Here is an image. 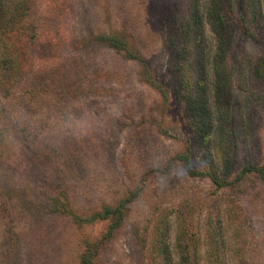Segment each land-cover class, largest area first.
Here are the masks:
<instances>
[{
  "label": "rangeland",
  "instance_id": "obj_1",
  "mask_svg": "<svg viewBox=\"0 0 264 264\" xmlns=\"http://www.w3.org/2000/svg\"><path fill=\"white\" fill-rule=\"evenodd\" d=\"M60 3L38 0L39 34L53 48L44 57L34 52L31 70L44 75L46 86L41 103L19 110L16 142L0 161V264H75L77 241L99 237L106 221L74 231L68 219L47 209L50 195L65 190L69 205L85 216L134 188L140 193L97 264H148L147 244L159 217H174L178 208L183 220L173 228L183 224L187 240L200 239L198 264H264V0L245 7L238 1L219 109L208 93L217 130L209 150L229 168L220 187L205 172V150L176 93L163 100L137 61L92 41L81 44L91 33L126 31L154 78L172 91L169 35L176 23L168 19L186 0ZM52 145L56 154L49 162ZM179 154L192 160L191 173Z\"/></svg>",
  "mask_w": 264,
  "mask_h": 264
},
{
  "label": "trees",
  "instance_id": "obj_2",
  "mask_svg": "<svg viewBox=\"0 0 264 264\" xmlns=\"http://www.w3.org/2000/svg\"><path fill=\"white\" fill-rule=\"evenodd\" d=\"M238 1L186 0V6L178 15L171 13L168 23H176V28L173 27L169 35L173 41L168 57V69L172 72L175 83L172 91L164 82L154 78L147 59L137 49L132 35L126 31L113 29L91 33L80 42L83 45L92 41L137 61L143 78L154 87L163 100H166L171 92L176 93L196 142L205 150V172L217 187L226 184L229 168L227 159L219 162L209 150L208 145L217 130L213 125L214 118L208 105V93H211L213 104L219 109L220 98L225 95L228 80L223 77L222 63L235 37L231 18L235 15ZM52 2L55 6L62 5L60 0ZM253 2L261 6V0ZM242 3L245 7L246 4L250 5L252 0H242ZM37 7L38 0H0V161L10 155L11 147L16 142V118L21 113L19 110L35 108V104L41 103L40 99L46 86L44 75L33 73L31 70L34 52L36 58L44 57V54L47 55L53 48L50 47V41L40 37L37 24L39 20L36 18ZM51 71V77L55 75L57 80L58 71ZM53 83L56 84V81ZM59 93L53 94L56 96V102ZM25 130L26 126H23L24 140L27 139ZM55 154L56 145H52L48 149L47 160L51 162ZM177 159L181 160L188 173L193 171L192 160L187 154H179ZM259 172L264 179V166L259 168ZM140 190H127L115 202L103 203L85 216L69 205V195L65 190H57L50 195L47 209L68 219L74 231L93 221H106L105 230L99 237L82 236L77 241L79 252L75 264H97L104 243L113 237L123 223L128 204L133 202ZM182 216L183 212L178 208L174 217L169 218L166 212L159 217L147 244L148 264H198L197 249L200 239L187 240L183 224L173 228L174 221L178 218L183 220ZM8 234V237L12 238L9 232ZM221 235L217 238H221ZM217 238L213 237L216 241ZM222 244L224 247L227 244L225 238H222ZM222 257L226 260L230 258L227 253L222 254ZM211 264L220 263L211 260ZM221 264L225 262L221 260Z\"/></svg>",
  "mask_w": 264,
  "mask_h": 264
}]
</instances>
